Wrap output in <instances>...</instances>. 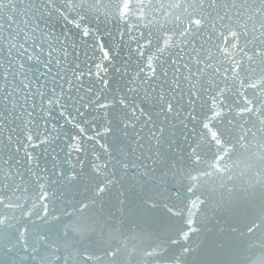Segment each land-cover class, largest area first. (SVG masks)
Listing matches in <instances>:
<instances>
[{
  "label": "snow or ice",
  "instance_id": "snow-or-ice-1",
  "mask_svg": "<svg viewBox=\"0 0 264 264\" xmlns=\"http://www.w3.org/2000/svg\"><path fill=\"white\" fill-rule=\"evenodd\" d=\"M0 145L5 264H264V0H0ZM116 184L120 216L96 212ZM220 211L242 261L189 243Z\"/></svg>",
  "mask_w": 264,
  "mask_h": 264
},
{
  "label": "water",
  "instance_id": "water-1",
  "mask_svg": "<svg viewBox=\"0 0 264 264\" xmlns=\"http://www.w3.org/2000/svg\"><path fill=\"white\" fill-rule=\"evenodd\" d=\"M28 0H25V3H27ZM38 2V0H37ZM249 2L251 3V0H249ZM31 14V13H29ZM41 28H45V25L43 23H41ZM45 30H49V29H45ZM55 35H59L62 31H67V28L64 25L63 21H55L54 22V26L50 29ZM77 41L79 42V38H76ZM99 57V52L97 51L95 56H93V52L91 50H89L88 52V58L87 60L85 59V57L83 55L80 56L79 61L83 64V63H87L88 65H92V62L94 59H98ZM71 67V65L69 66ZM86 70V69H85ZM89 84V81L87 79H85L84 81V87H87ZM126 79H121L120 74L116 73L113 77H112V89L116 90L117 93L119 95L123 94V91H121V89H123L124 91H126ZM66 90H68V86H65ZM80 94H83V88L81 89ZM111 95V92L109 93ZM70 95L72 96H76V91L75 88L70 90ZM142 95V93H141ZM137 103H139V100H137ZM69 111L72 113V116L76 117L77 121H81V118L79 116H77L76 112H75V108L72 107L71 105L69 106ZM94 117H96L95 119V123L97 125H99L102 122V116L101 117H97V113L93 112L91 115H88L86 113L85 118L89 121H93ZM57 119L59 120V125L58 126H62L60 127V139L56 142V144L53 145V147H55L56 152L52 153L53 155H57L58 154V159L63 158L65 156V153L67 151V145L68 143H70V141L67 139L68 135H72L75 134V129L73 127V124L71 123H66L64 119H61L59 117H57ZM69 119H71V117H69ZM87 127V125H85ZM191 127V125H190ZM146 131V130H145ZM89 135L94 134L92 131H89L88 133ZM179 135V133H178ZM104 141L101 140V143H103ZM87 143V142H86ZM91 146V145H89ZM0 148H2V145H0ZM98 148V146H97ZM48 152L51 153L52 149L49 148ZM37 153L40 156V167L44 168H51V162H50V157L44 152L43 149L38 148L37 149ZM21 156L23 155V153L21 152L20 154ZM74 158V156H73ZM239 162V161H238ZM229 164H232V161H228ZM233 167H235V165H232ZM241 167H243V164H241ZM256 167L257 168H261L264 167V165H262L260 162H256ZM140 171H143V169L141 168ZM136 174V170L133 169L129 172V176L135 175ZM50 176V173H49ZM52 177L50 176V179ZM208 181L207 187L212 190V189H216L217 193L219 192H223L224 190L220 188L221 183H226L229 186H231V182L227 181L226 179V174H224V177L222 179V177L220 175H212L210 177L206 178ZM169 187H173L172 185H169ZM175 188H179V186H175ZM75 191V189L73 190ZM123 191V189H121L120 184H116V186L114 188H112L108 193L104 194L103 200L99 201L95 206L94 209L96 212L99 211H103L104 214H113L115 215L117 218L120 216L121 214V209H122V205L120 203L121 200L124 199V197L120 196V192ZM179 191L183 192V189H179ZM80 193H82L84 196H91V193L85 192L83 186H81L80 188ZM129 197L130 199L132 198V194L129 193ZM81 196L78 195L77 199H80ZM218 198V194L217 197ZM59 206H64L63 202H61V204ZM214 206V204H213ZM69 212L72 211V209L69 207L67 209ZM247 214L248 215H254L255 213H257L259 211V203H257L255 206L249 205L246 208ZM19 212V210H17V213ZM157 215H159V213H157ZM187 215V213H185V216ZM211 215V214H210ZM194 219L197 221V225L201 227V231L198 234L193 235L190 240L189 243H192L194 247L199 246V251H200V255L205 258V259H209V260H216V259H228L229 257L233 258V259H238L240 261H242L244 259L245 256V252L242 249H236L235 245H233L231 243V237H228L225 235V248L224 249H220V250H216L215 249V245L213 244V241L219 237L221 234L223 233H227L230 231L229 229V224L232 223L233 217L231 213H227L224 211H220L217 215H215L212 219L211 223H207L204 221L203 219V213L202 212H198L197 215L194 217ZM257 223H259V220L257 221ZM261 233L257 232L256 236L260 237ZM136 243H140L139 241H135ZM180 243H184L183 241H181ZM212 252V255H209V252ZM0 264H5L4 258L2 257V255H0Z\"/></svg>",
  "mask_w": 264,
  "mask_h": 264
}]
</instances>
